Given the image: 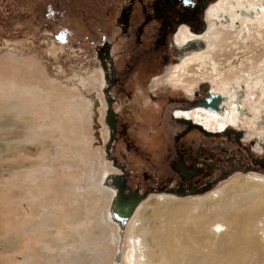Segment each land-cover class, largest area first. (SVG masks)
I'll use <instances>...</instances> for the list:
<instances>
[{"label":"rangeland","instance_id":"obj_1","mask_svg":"<svg viewBox=\"0 0 264 264\" xmlns=\"http://www.w3.org/2000/svg\"><path fill=\"white\" fill-rule=\"evenodd\" d=\"M127 2L0 0V264H116L118 255L122 258L121 264H128L127 256L132 251L130 223L121 236L118 224L109 217L115 193L101 182L105 172L124 173L132 190L145 195L138 208L161 194L187 199L206 197L212 192L217 196L220 188L232 184L238 176H264V168L235 164L236 154L248 155L246 149L252 150L254 155L264 152V35L248 36V49L244 41L236 38L237 28L240 30L246 25L243 16L232 21V14L240 8L237 5L222 12V16L207 12L208 29L217 30L220 35L217 43L221 47L217 50H221L222 58L218 59L225 61L226 67L229 61L232 64L231 73L225 72L226 87L211 78L212 74L202 78L194 66L197 60L188 59L209 49L204 40L203 49L186 53L180 62L158 77L136 71V75L148 82L144 86L152 91L151 99L146 96L137 101L134 97L127 103L123 100L113 103L112 108L123 113L128 136L138 138L142 126L139 114L152 112L151 106L157 108L161 101L170 98L171 94L164 92L159 99L152 96L165 91L162 88L170 82L181 84L174 77L180 76L191 83L182 84V90L188 92L199 88L203 82L210 87L213 83L218 90L225 87L228 96L236 94L235 101L240 102L243 110L242 124L237 127L238 139L248 148L237 143L234 134L217 141L221 138L207 137L197 129L189 130L183 136L186 138L184 147L187 153L194 155L193 159L196 148L208 158L213 154L219 158L212 164L214 171L209 178L204 175L197 182L195 174L193 183L186 180V184L181 175L171 169V164L138 162L165 158L171 153L170 149L172 157H177L175 142L171 145L164 140L171 128L167 129L164 119L158 121L160 116L144 129L148 137L158 130L157 145L148 147L137 159L122 154L123 164L120 158L118 164L113 162L112 154L116 150L108 154L105 150L110 141L105 89L111 86L106 82L100 57L104 50L112 53L113 48L118 50V46L126 42L116 20L120 8ZM113 7L115 14L110 12ZM257 26L255 30L264 34V22ZM245 53L252 60L241 57L240 63L232 61ZM185 59L192 64L186 66ZM172 70H177L176 74ZM232 72L250 73L254 77L263 75V80L258 87L254 85L250 89L245 84L237 85ZM218 77L223 79L224 76ZM144 86L134 87L139 97L145 96ZM208 91L214 92L211 88ZM161 110L159 107L155 112L160 114ZM126 112L129 115L126 116ZM250 117L259 123L252 126ZM112 118L109 120L115 125ZM117 150L121 151L119 147ZM203 157L205 164L208 158ZM242 158L247 162V156ZM166 172L171 179L163 180ZM153 173L157 174V181L148 182L146 179ZM219 177L223 180L214 185ZM181 217V210L169 211L162 221L177 222ZM158 224L161 223L157 219L154 225ZM244 262L259 264L260 260L246 258Z\"/></svg>","mask_w":264,"mask_h":264},{"label":"bare ground","instance_id":"obj_2","mask_svg":"<svg viewBox=\"0 0 264 264\" xmlns=\"http://www.w3.org/2000/svg\"><path fill=\"white\" fill-rule=\"evenodd\" d=\"M236 5L240 8L232 14V21L238 16H243L246 21V25H241L240 30L237 28L236 38L244 41L246 48H250L249 42L246 40L248 36L262 37L264 35L255 30L258 29L257 23L264 22V0H218L217 4H212L210 11L222 16V12L226 13L231 6ZM255 21L256 23H254ZM252 30H255L256 33L252 34ZM192 36L193 34L183 27L177 40L180 43H185ZM219 37L217 30L214 32L209 28L208 32L203 35V38L208 42L209 49L196 55L194 59L197 62L194 66L202 78L212 74L211 78L218 80L220 79L218 75L224 76L220 81L225 86L224 79L227 78L225 72L231 73L230 66L232 64L229 61L226 67L227 63L224 64L225 61L222 62L220 59L223 63L221 65L218 59L222 58L219 56L221 50H217L221 47L217 43L218 40L220 41ZM234 45L236 47L237 43L235 42ZM241 57L252 60L251 56L245 53V55L233 58L232 61H235V64L240 63ZM189 63L191 61L188 62V65ZM208 67H211V71ZM250 67L254 68V65ZM191 68L192 66L189 67V69ZM174 73L176 74V72ZM237 73L235 72L233 75L237 85L241 86L245 83L250 89L252 83L257 84V81L263 80V75L254 77L250 73L245 75ZM174 78L179 83H184L185 86L191 84L180 76ZM225 87L220 88L222 89L220 91L227 94ZM234 96V93L230 95L231 98ZM227 102L228 100L222 101L220 105L224 108V113L221 110L214 111L203 107L200 103L191 105V108L179 107L176 108V114L173 113V120L188 124L194 122L195 126L205 129L211 134H217L212 133L215 131L218 134H223L228 129L230 131L232 126L239 125L240 117L243 116L240 102L239 104L233 101ZM193 107L195 108L192 109ZM175 115L180 118H175ZM251 119L253 121L251 125L255 126L257 123L254 121L255 118L250 117ZM185 120L190 122H184ZM105 173V175L110 174ZM101 182L103 183V181ZM231 183L220 188L217 196L214 194L216 192H212L206 197L187 199L161 194L142 204L141 208L136 207V213L127 223V225L130 223L132 233L129 244L132 251L127 256L128 264H246L244 262L246 258L260 260L259 264H264L262 261L264 259V176L259 174L241 175L234 178ZM174 210L182 211L183 217L180 218V221H162V217L166 213ZM108 214L110 216L111 212L109 211ZM157 219L161 224L155 226L154 222ZM163 247H166L167 250ZM115 263L121 264L118 259Z\"/></svg>","mask_w":264,"mask_h":264},{"label":"flooded vegetation","instance_id":"obj_3","mask_svg":"<svg viewBox=\"0 0 264 264\" xmlns=\"http://www.w3.org/2000/svg\"><path fill=\"white\" fill-rule=\"evenodd\" d=\"M216 1L217 0H187V2H185V0H128L127 4L120 8V13L116 22L118 23L126 42L124 45H119L118 50L113 48L112 53L104 50L105 53L100 57L106 82L111 86L109 90L105 89V94L107 97V104H110V106L108 105V108L110 107L112 110L110 118L113 117L112 119L115 124V134L109 148V152L111 151V153L113 150H116V152L114 151V154H112L113 162L115 164H118L120 159L121 164H123L122 154H127L130 155V157L137 159V156H142L148 147L157 145L156 141L158 138L156 135L158 134V130L151 137H148L145 134L144 129L146 125L153 124L154 118L161 116L158 121L160 122L161 119H164V123H167L168 125L167 129L171 128V130L168 131V134L164 135V140L165 142L170 141L171 145L175 142L174 151H176L175 155H177V157H172V150L170 149L171 153H168L165 158L157 161L147 159L140 160L138 162L141 164H171V169L178 172L186 184H188V182L193 183L192 177L195 174L197 175V179L194 181L197 180L198 182V179H201L204 175L209 178L212 171H214L212 164H215L219 157L216 154H213L210 158H208V155L205 154V152L196 148L197 150L194 149L196 157L193 159L194 155L185 151L184 142L186 138L183 137L184 135H187L191 129H197L203 134H211V132L195 126L194 122L192 123L194 125H192L173 120V113L175 110L172 111L173 107H188L201 103L205 99L206 94L209 92L208 89L210 88H214V92L220 91V88L218 90L217 86H214L213 83L210 87L209 83L203 82L199 85V88L195 87L194 89H191L192 92H188L186 90H182V83L178 85L170 82L167 86H165L166 89L162 88L165 91H161L160 93L156 92L157 96H155L156 94H152V98L154 99H159V97H161L160 94L163 92L164 94L170 93L171 95H169L170 98L165 99L164 102L161 101V103L157 106V108H162L160 114L155 112L157 108H154L153 106H151V108H153L151 110L152 112H141L139 114L142 126L139 127L140 131L138 132V138H132L130 135L128 136L129 131L125 126L126 120L124 119L123 121L122 119L124 115L123 113L116 112L114 108H112V104H118L122 102V100L124 103H127L128 101H133L134 97H136L137 101L146 99V96L151 99L150 97L152 91L144 86L148 85V82H144L143 76L136 75V71L145 73V75H148L149 77L152 75L158 77L171 66L180 62L186 53L203 49L205 47V39L203 38V35L209 30L207 12ZM112 11L113 14L116 13V9L114 7L110 12ZM183 27H186L194 37L192 36V38L187 40L185 43H180L177 40V37ZM198 53L199 52H197L196 55ZM194 56L189 58L194 59ZM188 62L189 61L187 59L184 60L186 66H188ZM208 68L211 71V67ZM182 70L185 71V69ZM176 71L177 70H172L173 73ZM232 73L233 75L235 74L234 72ZM218 80L220 81V79ZM259 82L260 81H257V84L252 83V87L254 85L258 87ZM138 84H142V86H144L142 90L145 92V96L139 97V93L134 90V87ZM246 87L248 86L246 85ZM146 91L148 93L147 95ZM230 91L232 92V90ZM218 93L228 97L227 103H231L232 101L237 103L235 101L236 94L234 92V98H231L225 92ZM251 94L252 92L250 95ZM243 101H245V99H243ZM138 103V109L141 111V103ZM164 104L167 105L165 106ZM194 108L195 107L192 109ZM125 115H129V112H126ZM246 116L248 117V115ZM175 118L180 117L175 116ZM240 120L241 121L238 123L239 125L232 126L230 131H228V129L227 132L223 134L227 138L233 136L234 134L236 142L241 144L242 147L248 148L246 144L243 142L241 143L238 139L239 131L237 130H239V128L237 127H240L242 124V119ZM130 122L134 124V120H131ZM233 128L234 130L232 131ZM212 133L218 132L215 131ZM224 140H226V138ZM118 147L121 149L120 152L117 150ZM246 152H248V155L236 154L237 162H235V164H251L250 166L257 169L264 168V162L260 161L264 152L260 155H254L253 151H250L249 149H246ZM203 156L208 158L205 160V164ZM243 156L248 157V160H246L247 162L244 161L245 158H242ZM223 160L225 161L226 159L224 158ZM151 175L152 176L146 180L148 182L153 181V183H155L157 181L155 178L157 174L153 173ZM165 176L167 177L163 180L171 179L168 172L165 173ZM186 180L189 181L187 182ZM126 191L138 192V194L141 195V191L132 190L129 182Z\"/></svg>","mask_w":264,"mask_h":264},{"label":"water","instance_id":"obj_4","mask_svg":"<svg viewBox=\"0 0 264 264\" xmlns=\"http://www.w3.org/2000/svg\"><path fill=\"white\" fill-rule=\"evenodd\" d=\"M228 100L226 96L223 94L219 93H207L205 99L200 103L201 106L206 107L208 109L214 110V111H219L221 110L222 113H224V108H222L221 102ZM199 104V103H198ZM110 106V104H108ZM196 105V104H195ZM191 108L192 106H188ZM176 107L172 108V111L175 110ZM184 108V107H183ZM107 116H108V124H109V130H110V141L105 147V150L107 154L109 153V148H110V143L111 140L114 137V131H115V125L111 123L109 120L110 115L112 110L110 107L106 110ZM188 122L189 120H185L184 122ZM190 122V121H189ZM239 131V130H237ZM240 132V131H239ZM218 134V133H217ZM222 134V133H220ZM260 161L264 162V155L260 159ZM264 165V164H263ZM124 172L126 170L124 168H121ZM252 170V169H251ZM256 170V169H255ZM229 175V174H228ZM106 176V177H105ZM105 178V179H104ZM103 178V184L106 186H109L114 190V197L112 199L110 209L109 211L111 212V215L109 216L112 221L118 224L119 226V233L122 236L125 232V228L131 217L133 216L136 207L140 203V201L145 197V195H140L138 192L134 191H126L128 188V177L123 173V174H107L104 175ZM221 177L216 179L214 182L216 185L220 181H222ZM118 261L120 262V255L117 256ZM116 259V261H117Z\"/></svg>","mask_w":264,"mask_h":264},{"label":"trees","instance_id":"obj_5","mask_svg":"<svg viewBox=\"0 0 264 264\" xmlns=\"http://www.w3.org/2000/svg\"><path fill=\"white\" fill-rule=\"evenodd\" d=\"M213 135H214V136H213ZM205 136H207V137H208V136H210V137L212 136V137L215 138V139H217V138H221V139H217V141H220V140L222 141V140L225 139V138H224V136H225L224 134H205ZM215 139H214V140H215Z\"/></svg>","mask_w":264,"mask_h":264},{"label":"snow or ice","instance_id":"obj_6","mask_svg":"<svg viewBox=\"0 0 264 264\" xmlns=\"http://www.w3.org/2000/svg\"><path fill=\"white\" fill-rule=\"evenodd\" d=\"M185 2H187V0H185Z\"/></svg>","mask_w":264,"mask_h":264}]
</instances>
